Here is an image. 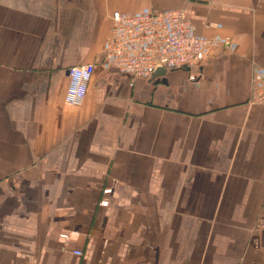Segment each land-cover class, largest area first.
<instances>
[{
    "label": "crops",
    "instance_id": "1",
    "mask_svg": "<svg viewBox=\"0 0 264 264\" xmlns=\"http://www.w3.org/2000/svg\"><path fill=\"white\" fill-rule=\"evenodd\" d=\"M154 10L233 47L196 81L105 66L112 14ZM86 63L69 107L68 69ZM255 69L264 0H0V264H264Z\"/></svg>",
    "mask_w": 264,
    "mask_h": 264
},
{
    "label": "built area",
    "instance_id": "2",
    "mask_svg": "<svg viewBox=\"0 0 264 264\" xmlns=\"http://www.w3.org/2000/svg\"><path fill=\"white\" fill-rule=\"evenodd\" d=\"M111 20L103 63L135 79H151L159 69H181L190 73V81H196V71L213 51L233 47L229 37L197 36L184 10H154L135 15L114 12ZM94 72L93 63L68 69L69 85L64 97L67 106L83 105ZM253 93L257 101L264 102V70L254 71ZM101 204L106 205V201ZM73 234L76 233L60 236L68 241ZM72 252L78 257L83 255L79 249Z\"/></svg>",
    "mask_w": 264,
    "mask_h": 264
},
{
    "label": "rangeland",
    "instance_id": "3",
    "mask_svg": "<svg viewBox=\"0 0 264 264\" xmlns=\"http://www.w3.org/2000/svg\"><path fill=\"white\" fill-rule=\"evenodd\" d=\"M262 227H264V219H262ZM228 259H231V258H228Z\"/></svg>",
    "mask_w": 264,
    "mask_h": 264
},
{
    "label": "water",
    "instance_id": "4",
    "mask_svg": "<svg viewBox=\"0 0 264 264\" xmlns=\"http://www.w3.org/2000/svg\"><path fill=\"white\" fill-rule=\"evenodd\" d=\"M159 70L162 71V72H165V69H159ZM159 70H158V71H159ZM158 71H157V72H158Z\"/></svg>",
    "mask_w": 264,
    "mask_h": 264
}]
</instances>
